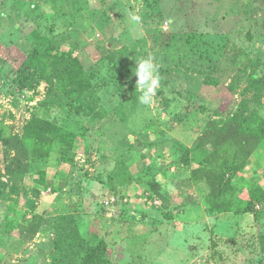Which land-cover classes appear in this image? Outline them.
<instances>
[{
	"label": "rangeland",
	"instance_id": "374dc122",
	"mask_svg": "<svg viewBox=\"0 0 264 264\" xmlns=\"http://www.w3.org/2000/svg\"><path fill=\"white\" fill-rule=\"evenodd\" d=\"M37 35L73 59L56 96L31 60ZM33 116L64 147L10 180L0 143V264H81L102 241L108 264H264V201L222 211L188 163L208 154L210 122L236 121L263 142L225 196L248 203L256 183L264 199V0H0V133ZM36 215L40 232L18 237Z\"/></svg>",
	"mask_w": 264,
	"mask_h": 264
},
{
	"label": "trees",
	"instance_id": "16d2710c",
	"mask_svg": "<svg viewBox=\"0 0 264 264\" xmlns=\"http://www.w3.org/2000/svg\"><path fill=\"white\" fill-rule=\"evenodd\" d=\"M43 41L44 37L41 38L38 35L35 37L31 60L34 63L38 62L41 81L47 83L49 91L53 92V96H56L57 80L62 77L73 59L68 54H61L50 38L47 40L48 48L45 49L44 53L41 52L40 45ZM253 80L256 82L259 79L254 78ZM36 119L38 118L33 116V119L24 126L23 135L15 133L14 130L6 136H3L2 132L0 133V142L5 147V159L10 160L6 166V176L10 180L29 174L33 168V160L50 157L56 142L64 147V142L57 139L58 134H54L53 122L47 119H39V121ZM262 137L259 133L245 130L236 121L228 122L223 128H218L214 122H210L200 138V146L208 149V154L201 161L188 162L190 163L189 181L197 185L205 182L209 192L208 198L216 204L215 207L218 209L233 211L237 215L247 213L249 211L247 209L264 201L262 193L259 192L261 189L253 182L257 191H251L252 198L248 203H243L234 196L227 198L225 194L232 187L231 184L227 183V178L230 177L229 171L231 169L235 172H242L246 167L253 164L256 152L263 142ZM155 188L160 190L161 186L155 185ZM42 191L35 192L33 207L37 206ZM2 196L3 194L0 192V200H2ZM42 226V216L36 215L28 225L21 227V232L17 236L22 238L24 233H29L27 239L32 240L40 232ZM13 230H16V226ZM106 248L105 242L98 243L82 257L81 264H108L104 256Z\"/></svg>",
	"mask_w": 264,
	"mask_h": 264
},
{
	"label": "clouds",
	"instance_id": "9594fccd",
	"mask_svg": "<svg viewBox=\"0 0 264 264\" xmlns=\"http://www.w3.org/2000/svg\"><path fill=\"white\" fill-rule=\"evenodd\" d=\"M137 63L138 67H136L135 75L138 77V82L136 85L142 91L139 101L147 105L151 102L158 78L155 76V69L151 57L141 59Z\"/></svg>",
	"mask_w": 264,
	"mask_h": 264
},
{
	"label": "crops",
	"instance_id": "0c3cea01",
	"mask_svg": "<svg viewBox=\"0 0 264 264\" xmlns=\"http://www.w3.org/2000/svg\"><path fill=\"white\" fill-rule=\"evenodd\" d=\"M1 143V142H0ZM198 187H205V196L206 197H208V194H209V192H208V188H207V185H206V183L205 182H201L200 184H198L197 185ZM129 201V200H128ZM128 201H125V200H123V201H121V202H128ZM156 203H158V202H156ZM119 204H122V205H127V204H123V203H119Z\"/></svg>",
	"mask_w": 264,
	"mask_h": 264
}]
</instances>
